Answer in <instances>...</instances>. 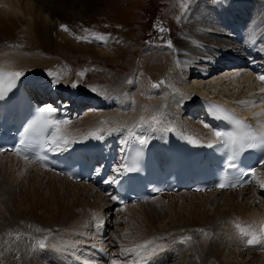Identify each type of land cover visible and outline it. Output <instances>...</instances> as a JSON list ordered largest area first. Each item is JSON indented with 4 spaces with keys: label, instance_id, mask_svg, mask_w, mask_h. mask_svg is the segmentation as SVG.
Listing matches in <instances>:
<instances>
[{
    "label": "bare ground",
    "instance_id": "6f19581e",
    "mask_svg": "<svg viewBox=\"0 0 264 264\" xmlns=\"http://www.w3.org/2000/svg\"><path fill=\"white\" fill-rule=\"evenodd\" d=\"M209 1L200 0L194 10H190L185 31L175 36L172 47L149 46V48H145L142 53L140 52L134 57L136 51L132 48L130 40L118 41L116 44L110 43L111 46H116L113 48L112 55L108 56L105 53L106 51L102 53L105 54L107 60L113 58L116 62L127 60L126 65L129 76L125 80L131 82L125 88H123V84L120 85L118 90H114L115 93H108L107 90L106 94L101 97L89 98L70 87L71 73L69 69L62 62L59 63V57L53 56L59 55L60 49L65 51L67 57L70 54H79L80 56L96 55L94 47L78 46L74 42L73 44L71 41H67V39H61L58 45L51 40L49 34L53 27L50 26L52 20L55 22L54 19L58 20L63 14L70 17L74 15L71 12L72 9L70 10L65 6L64 0H0V23H3L2 26H4L0 29V71L8 69L12 72H23L24 75L20 77L25 78V84L34 79L33 86L32 83H28L30 92L39 93L38 89L48 90L60 94L63 100H68L67 104L61 102L58 106H55L46 102L47 104L44 106H51L56 109L53 119L68 121L67 124H61L60 128L63 133L68 134L69 141L84 140L91 133L101 134V141L107 150L106 154L115 163V171H119L121 167L127 164L125 158L118 155L116 148L118 142L115 140V137L123 131L130 135L131 139L141 143L143 141V144L147 147H156L159 150H164L169 155L172 153V145L180 142L196 149L197 143L203 145L214 136V130L203 116L197 119L200 126L188 122L191 119V114L196 113L198 108L197 100H193L195 96H204L207 92H211L218 98L229 99L233 104L236 102L245 111H251V113H259V109L264 107L259 103L264 98V93L260 92L263 86L259 83V79L255 78L254 81L252 76V70L256 72L264 70V2L252 5L249 2L250 0H218L216 4ZM71 3L73 2L71 1ZM17 23H22V26L24 25L27 28L30 37V45L25 46V50L16 49L18 46L15 48V40L20 37ZM235 27L238 33H241L239 38L235 36ZM240 28L243 32L240 31ZM40 30H42V36ZM11 40H14V42H11ZM51 43L59 50L52 51L53 49L49 47ZM229 44L233 47L231 50ZM226 64L232 65L231 70L236 69V71H233L234 74L231 72V75L230 70H225L228 71L226 72V74L228 73L227 76L222 78L221 76L225 74L222 73L223 75H219L221 78L219 77L217 81H208L209 78L205 79L206 74H210L217 67ZM239 64H242V66ZM245 64L246 66L248 64L249 68L247 70L241 68ZM42 70H47L48 73L52 72L54 75H49L45 79L36 78L34 74ZM188 76H205L203 78L205 80L202 81L206 82V85L209 84V87H207L210 90L203 85V82L201 88L196 86L198 81L195 80H193L194 85H190L187 82ZM259 76L258 74L256 77ZM57 79L59 82H56ZM112 80L117 82L119 78L114 79L113 76ZM161 81L163 83H160ZM116 82L114 86H116ZM227 82L228 88L231 87V84H238L237 88L232 85L234 90H231L234 91L233 93H228L227 86L226 88L222 87L223 89L220 88L221 85ZM154 83H158L160 86L154 88L152 87ZM249 86L253 87L252 90L249 89ZM250 92L253 95L252 97L248 96ZM40 96L44 100V96ZM240 101H251L256 102V104L252 106L250 103H239ZM72 104L77 108L82 105V109L86 113L77 118L70 117L68 108L71 106L73 108ZM92 107L98 108L94 109L96 110L95 113L90 114L85 111L93 109ZM248 114L250 113H246V115ZM153 116L156 117L155 121L152 120ZM185 116H188V119ZM261 117L264 118V116ZM102 121L104 123H101ZM260 121H264V119L252 122L256 130H259L258 122ZM105 141L109 146L114 143V151L108 150ZM50 146L56 148L55 145ZM3 159H7L8 163L0 165L1 170L5 172L0 175V218L2 223L11 222L9 224H12L19 220L25 223L27 222L25 217H29L31 219L28 220L31 221L25 225L23 230L25 234L36 230L33 224L39 223L51 230L58 226L59 228L50 235L51 239L47 242L44 250L37 253L38 257L48 264H98V253L106 249L107 240L112 230L110 229L109 213L113 208L118 211L129 210L130 213L125 212L123 219L126 221L133 210L153 206L152 204L156 200L161 202L162 198L169 199V201L162 202L171 203L172 205L183 203V200L179 199V195L184 192H178L177 194H159L141 204L115 207L112 200L109 199V194L95 184L90 182H86L87 185L81 182L73 183L61 177L57 172L41 170L29 162L8 154L0 155V161ZM18 166L20 167L18 178L27 177L29 178L27 182L34 181L32 175H41L49 181L56 182L54 185L51 182H48V184L56 186L58 189L61 186L59 190L63 193L66 204L64 206L54 205V202H52L53 197L49 196L47 204L50 209H45L46 203L43 202L41 211H45L43 213L46 214L41 215V217L38 216L39 213H36V211L40 206L39 202L42 200H40L42 196H38L36 204L27 205L29 193L26 191L17 193L16 190L20 186L14 188V180H9L15 177V167ZM262 181H264V164L258 171L253 185L248 188L225 192L186 193L193 197L197 195V197L204 196V198L199 200L201 203L190 205L189 214L187 213V219L184 223L177 225L173 220H169L166 225L162 226L163 229L169 225L165 227L167 230H157L156 234H170L174 231L172 233L174 236L183 234L181 237H185L184 234L187 233L192 236V243L187 245L188 241L182 243L181 240L174 237L176 242L172 241L169 244L174 243L173 245L169 246L167 244L164 247L162 242L155 241L154 238L138 243L139 238L137 236L130 239L128 234L122 233L116 243L117 245L121 244L123 239L126 246H119L117 261L114 263L110 259L109 264H145V260L150 257L155 261L154 264H166L170 260H176L180 250L182 251L183 247L189 249L191 244H196L202 253L212 254L216 260H220L224 257V251L220 249L219 244L226 241L232 242V240L241 248L251 251L247 252L249 255L257 254L264 257V248H261L260 244L247 245V238H241L233 224L234 221L239 220L242 223L255 224L259 227L264 221V188L260 187ZM22 186L28 189L25 183ZM31 189L32 193L35 194V187L31 186ZM71 190H75L73 196H71ZM21 193L24 198L22 201H18ZM219 194L222 195L218 196ZM73 198L75 201L71 202ZM79 198L86 201L85 207L82 208L81 204L77 202ZM33 199L34 196L31 195L30 200ZM93 202L99 204V206L102 204V206L97 205L99 207L97 209ZM257 203L261 205L259 208L254 209ZM80 209L83 211L89 209V212H85L81 216L78 214ZM207 211H209V215ZM142 213V211H139V214ZM80 216L81 218H79ZM33 221L37 223H33ZM3 224L0 225L1 235L8 231V226L5 228ZM18 224L16 226L19 228L23 226V223ZM94 224L95 226H93ZM13 226L15 225L13 224ZM184 226L186 232L178 234L176 231L183 229ZM2 227L5 229H2ZM173 228H176V230ZM200 229L209 232L212 238L198 231ZM124 230L134 235L131 230ZM195 234H199L197 240L193 239ZM6 238H11L9 233L4 240H0V250L4 251V254H0V264L33 263L35 254H33L34 256L31 254V249L36 246V242L28 243L26 241L28 245H24L23 249L16 247L9 251ZM2 243V247L5 249L1 247ZM142 244H147V248L137 249V245ZM125 249H136V251L125 252ZM252 251H259V253H253ZM127 258L129 259L125 260ZM245 264L248 263L245 262Z\"/></svg>",
    "mask_w": 264,
    "mask_h": 264
},
{
    "label": "rangeland",
    "instance_id": "374dc122",
    "mask_svg": "<svg viewBox=\"0 0 264 264\" xmlns=\"http://www.w3.org/2000/svg\"><path fill=\"white\" fill-rule=\"evenodd\" d=\"M71 1L73 3H71ZM78 1L79 0H64L65 6H67V8H69L70 10L72 9L71 12H73L74 15L70 17L67 14H63V16L58 19L60 21L54 19L55 22H53L52 20L53 24L51 22L50 26L53 27L51 29L49 36L53 41V43L58 45L60 44L61 39H65V40L67 39V41H71L72 43L74 42L78 46H82V47L88 46L90 48L94 47L96 51V55L80 56L79 54L76 55L70 54L67 57L65 55V51L60 49L61 51L60 54L58 53L59 55L56 54L53 56L59 57L58 58L60 60L59 63L62 62L65 65V67L69 69L71 73V82H72V83L70 82V87H73L72 84L73 82H75L74 84L78 85L79 88L73 87L74 89L78 90L79 92L85 95H87L88 93V96L90 97H98L102 93L106 94L107 90L108 93L109 92L115 93V91L120 88L119 87L120 85L123 84L124 86L123 88H125L127 87V85L130 84V82H126L125 80V78L129 76L128 75L129 70L127 69V65H126L127 60L119 61V62H116L114 58L107 60V57L102 52L106 51L105 53L108 56L109 55L111 56L114 51L113 48L116 47L114 44H116V42L118 41L124 42L125 40L131 41V44L133 46L132 48L136 51L134 57H136L140 52L142 53L145 48H149V46L169 47L168 41H171L173 43V39L175 38V36L185 31L186 23L188 20V14L190 10L191 11L194 10L196 4H198L200 0L199 1L198 0H81L83 3L81 1L79 2ZM210 1L211 3H215V4L218 2V0H210ZM249 2L253 5L254 3L255 4L260 2L263 3L264 0H250ZM260 7L258 8L260 9ZM17 15L20 16L19 14ZM2 25L3 23H0V29L4 28V26ZM61 25H66L69 30L68 31L62 30ZM17 26L20 33V37L17 36L18 39L15 38L16 39L15 48L18 46L16 49L25 50V46L30 45L29 44V42H31L29 40L30 37L28 35V31L26 30L27 28L24 25L22 26V23H17ZM160 28L165 29V31L161 32ZM85 30L88 31L86 32ZM40 31L42 36L43 34L42 30ZM93 33L106 37L107 42L104 43L102 41L93 39L92 38ZM78 36L80 37L88 36L89 39L92 40V42H88L87 40H83V39L78 40L77 39ZM163 41H165L166 44L161 43ZM11 42H14V40H11ZM18 42L21 43L19 44ZM53 43H51V45L49 46L51 49H53L52 51L59 50L56 49ZM110 43H114L113 44L114 46H111ZM8 46L9 45L7 44V47ZM229 47L230 50L233 48L231 47L230 44ZM133 49L132 51H134ZM42 71L47 72V70H42ZM233 71H236V69H232L229 72L230 73L232 72L234 74ZM81 72H83L82 76L79 75V73ZM220 72L226 74V72L224 70L222 71V68H220L215 72L211 71L210 74L209 73L206 74L207 76L206 78L205 76H199V77L188 76L187 82L190 83V85L192 84L194 85L195 82H193V80L198 81L197 82L198 84L196 86L200 88L202 87V82H203L204 83L203 85H205V87L208 90H210V88H208L209 84L206 85L207 83L202 80H205L207 78L210 79L211 77V79L210 80L208 79V81H217L218 78L221 75H223L221 74L219 76ZM225 74L221 77L223 78L227 76L228 73L226 75ZM113 76L114 79L119 78V80L117 82L112 80ZM248 80L250 81L249 78ZM115 82L117 83L116 86H114ZM227 84L228 82L226 84L221 85L220 88L222 87L226 88ZM232 85L233 84H231L230 85L231 87L229 88L227 86V90L229 91L228 93L230 92L233 93L234 91L232 90L234 89L232 88L238 87V84L233 85V87ZM253 87L249 86V89L251 88L252 90ZM251 92L248 94V96L250 95V97L253 96ZM235 104L237 103L235 102ZM87 112H89L90 114L93 113L92 109ZM82 113L83 114L81 115H84L86 112H82ZM192 114H194L195 116ZM192 114L190 116L191 119H189L188 122L192 125L195 124L197 126L198 124V126H200L199 121L197 120L199 118L197 117V113L193 112ZM186 118L188 119V116ZM7 163H8L7 159H3L2 161H0V165ZM19 170H20L19 166L15 167V177L9 180H14L13 181L14 188L20 186L16 190L17 193L20 191L21 192L26 191L29 193L27 205H31L33 203L36 204L37 203L36 199L38 198V196H42V198H40V200L41 199L42 200L39 202L40 206H38L36 211V213H39L38 216L40 215L41 217V215L44 216L46 214L43 213L45 211L43 210L41 211L43 202L46 203L45 209H50V207L47 204V198L49 196L53 197L52 202H54V205L59 204L60 206H64L66 204L64 195L61 192V190H59L61 189V186H59V189L56 186H53L54 184H56V182L49 181V179H47L46 177H42L41 175H36V176L32 175L34 181L27 182L29 181V178L27 177L18 178L17 175ZM4 173L5 172L2 171L0 168V175H3ZM48 182H51L53 185H49ZM57 182L59 183L60 181L58 180ZM23 183H25L28 186V189L23 188L22 186ZM31 186L35 187L36 189L35 194L32 193ZM74 193L75 190H71V196H73ZM31 195L34 196V199L32 201L30 200ZM220 195L222 194H219L218 196ZM19 196L21 199L18 198L19 199L18 201H22L24 196L22 195V193ZM203 198L204 196L197 197V195H195V197H193L190 196L189 194L181 193L179 195V199L183 200V203H179L178 205H172L171 203L168 204L162 202V201H169V199L162 198L161 202L159 200H156L154 204H152L153 206L142 207L133 210L132 214H130L129 217H127L126 221H124L123 219L126 213L127 214L130 213L129 210L127 211L126 209L124 213L123 212L118 213L117 211L110 210L109 221L113 226L112 228L113 230H111L109 234L108 243L112 247H115L116 241L117 239H119V236H121L122 233L128 234L130 236V239H133V237L137 236L139 238L138 243H141L143 241H148L150 238H154L155 241H159L160 243L162 242L164 247L167 246V244H169L172 241L176 242L174 237H177L176 239L178 240H182L183 237H181V235L183 234L174 236V234H172L174 233V231L171 232L170 234H166V233L156 234V231L167 230L165 229V227L169 225L165 226L163 229L162 226L166 225L169 220H173V222H175L177 225L184 223V221H186L187 219L186 218L187 215L189 214L190 205L201 203L199 200H202ZM72 201H75V199L73 198L71 202ZM77 202L81 204L82 208L85 207L86 205V201H83L82 198H79ZM93 204L96 206L97 209L100 206H102V204H100L99 206V204H95V202H93ZM260 205L257 203L254 209L259 208ZM23 208L27 210L25 206H23ZM139 211H142L143 213L139 214ZM85 212H89V209L88 210L86 209L85 211L80 209L78 211V214L82 216ZM119 214L121 215L120 216L121 218L117 219L116 221L118 222V224L117 223L115 224L114 223L115 216ZM207 214L209 215V211H207ZM81 216L79 218H81ZM25 218H23L25 219V221L27 222L31 221L28 220L31 218L29 217H25ZM21 221L22 220H19L18 222H14L12 224H9L11 222L3 224L2 219L0 218V225L3 224L5 228L8 226L7 233L5 232L4 234L2 233L3 236L0 234V240H4L5 236H7L8 233L11 236L10 239L6 238L9 251L11 249L12 250L15 249L16 247L23 249L24 245H28L27 242L28 243L37 242L38 240L43 239L44 236L49 237L48 240L46 241L47 244V242H49V240L51 239L50 235L59 228L58 226H56L54 230H51L49 227H44L38 223V224H33L34 229L39 228L41 229V231L32 230L30 233L25 234L23 230L27 222L24 223V221L22 222ZM16 223L17 224L19 223L18 225L23 223V226L19 228L18 226H16L17 225ZM33 223H37V222L33 221ZM13 224L16 227L13 226ZM4 227H2V229H5ZM184 228L185 226L183 227V229L177 230L176 232H178V234L185 233L186 230H184ZM124 229L131 230L134 233V235L132 233L125 232ZM151 229L153 231H150ZM173 229L176 230V228ZM204 232L208 234L207 237L212 238L209 232H207L206 230ZM185 234L187 236L192 237L187 233ZM185 234L184 236H186ZM197 238H199V234L193 235L194 240H197ZM188 243L189 244L192 243V239L187 242V245ZM173 244L174 243H171L169 244V246ZM2 245L3 243L1 244V247ZM118 245H122L123 247L126 246V244L123 242V239L121 244ZM219 245H220V249H223L224 251L223 254L225 259L223 257L220 260H216L212 254L207 255L208 253H202L198 249L196 244H191L189 249L188 248L184 249L183 247L182 251L180 250V253L177 254L176 260H170L168 261L169 263L167 262L166 264H245V262H247L248 264H261V263L264 264V257H260L257 254L249 255L247 252H251V251L241 248V246L237 245L234 240H232V242L226 241L224 243H220ZM38 249L41 248H39L37 244L31 249V254L32 255L35 254L34 260L36 261L35 262L33 260L32 264H48L43 259H40L38 257L37 253H40L42 251V250L36 251ZM252 252L259 253V251H252ZM0 254H4V251L0 250ZM41 260H43L45 263Z\"/></svg>",
    "mask_w": 264,
    "mask_h": 264
},
{
    "label": "snow or ice",
    "instance_id": "6c2138e0",
    "mask_svg": "<svg viewBox=\"0 0 264 264\" xmlns=\"http://www.w3.org/2000/svg\"><path fill=\"white\" fill-rule=\"evenodd\" d=\"M61 29L64 31H68V27L66 25H61ZM86 32L88 30H85ZM160 31L163 32L165 29L160 28ZM92 38L95 40L102 41L104 43L107 42L106 37L102 35H98L93 33ZM78 40H87L88 42H92L91 39H89L88 36L77 37ZM168 46L172 47V42L168 41ZM24 75L23 72H8L5 73L3 71H0V96H3L6 92L11 91L13 87H15L16 79L20 76ZM49 75H54L52 72H49ZM79 75H83V72L79 73ZM7 77V79H5ZM258 79L261 82H264V75L259 76ZM56 82H59L58 79ZM131 82V81H129ZM160 83H163L161 81ZM160 85L158 83H154L152 87H159ZM75 87V84L73 85ZM261 93H264V87L260 89ZM239 103L242 104H252V106H255L256 102L251 101H240ZM261 106H264V98H262L259 101ZM56 112V109L51 106H44L37 109V115L35 119L31 121V123L28 125L27 128L24 130V138L20 140V145L23 146L22 148H18L16 150L17 155H21L22 152H26L32 148L35 144H40L43 140L45 143H50L51 145H55L56 147H59L61 144L67 147V145L70 143L68 139V134L63 133L61 131L60 125L61 124H67L68 121H58L53 119L54 113ZM210 112L213 116H223L226 119L232 120V122L238 127V128H250L251 126L248 125L245 121L234 118L231 116H228L224 109L220 108L219 106H214L212 109H210ZM254 117L256 116H264V107H262L261 112L254 113ZM143 120V118H142ZM152 120H156V117L153 116ZM101 123H104L103 121ZM259 123V131L256 133L253 132H247L243 136H234L229 135L227 143H229L234 150V153L240 149H243L245 147L247 148H254L257 146L264 147V121H260ZM207 127V125H205ZM102 131V129H101ZM91 135L95 136V133H91ZM214 135L220 139L225 136V133H222L220 131H216ZM143 143V141H142ZM25 159H27V156H24ZM40 160H46L47 157L40 156L38 157ZM264 163V162H262ZM229 168H234L235 164L233 161L228 162ZM125 168L127 166L125 165ZM254 172V170H253ZM242 186V184H241ZM220 188L225 187H231L235 188L237 187L236 183H220L218 185ZM260 187L264 188V181L260 183ZM234 228L236 229L238 235L241 238H247L246 243L247 245H254V244H261L264 243V223H261L259 227H257L255 224H247L242 223L239 220H236L233 222ZM37 231H41V229L37 228ZM198 231L204 232L203 229H200ZM204 235L207 236L208 234L204 232ZM48 236H44L43 239L38 240L36 244L39 246V248L43 249L46 247V241L48 240ZM190 236H185L182 238L181 242H187L190 241ZM151 243V242H149ZM147 248V244L137 245V249H145ZM125 252L130 251H136V249H125ZM155 251V249H153Z\"/></svg>",
    "mask_w": 264,
    "mask_h": 264
}]
</instances>
